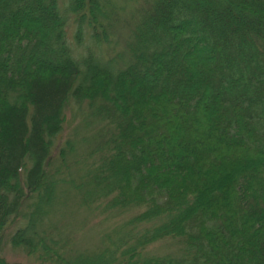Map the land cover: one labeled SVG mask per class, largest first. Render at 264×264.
I'll use <instances>...</instances> for the list:
<instances>
[{
    "label": "trees",
    "instance_id": "16d2710c",
    "mask_svg": "<svg viewBox=\"0 0 264 264\" xmlns=\"http://www.w3.org/2000/svg\"><path fill=\"white\" fill-rule=\"evenodd\" d=\"M143 1L106 59L112 0H0V264H264V0ZM72 191L91 253L44 230Z\"/></svg>",
    "mask_w": 264,
    "mask_h": 264
},
{
    "label": "rangeland",
    "instance_id": "374dc122",
    "mask_svg": "<svg viewBox=\"0 0 264 264\" xmlns=\"http://www.w3.org/2000/svg\"><path fill=\"white\" fill-rule=\"evenodd\" d=\"M63 1V0H61ZM113 1V11L115 12V18L113 20V26L110 29V38L109 40L103 45L104 48H108L109 50H105L103 52V56L106 59H109L110 56L114 57L116 55H113L111 51V47L113 48V51L116 54H125V47H126V41L128 40L129 36V30L132 25V19L131 16L136 13V10L144 4L143 0H112ZM70 19V18H69ZM131 21V25L129 27V22ZM78 26L77 21H75L71 27L70 36L71 39L73 37V33L76 30ZM70 31V30H69ZM108 55V56H106ZM83 104L81 107H78L76 104H71L67 111V118L68 122L66 123V129L64 133H62L60 139L55 141L56 148H54V151L56 153L58 152L59 147L65 148V140L68 139V137H72L74 140L73 143H75L76 149H78L80 152L83 150L86 142V139L91 137L90 132L92 128H94L96 125L89 124L90 127L88 128H81L82 120H84L86 117L85 114H81L80 110L82 112ZM85 117V118H84ZM76 129V133L74 132V129ZM78 129H80V132L77 133ZM66 137V139H65ZM69 145V144H68ZM85 151H88L87 148ZM60 152V151H59ZM58 160V159H57ZM68 163V161H67ZM72 170V166H71ZM72 197H75V193L72 191V193L63 192L60 195V198L58 200V203L55 208V213L49 214V218L46 219V227L44 228L45 231L48 232V234L55 233L56 230H59V233L62 235L73 232L75 233V237H71V247L74 251H76V247L80 248V251H86L90 252L92 250H96L101 245L102 235L105 232V225L101 226L100 223L102 220L98 219L96 222L91 221L90 223L85 224L82 223L84 220V217L86 216L84 211L77 210L78 205L76 203V197L75 199H72ZM106 222V221H102ZM40 229V228H39ZM109 234V232H106ZM99 235L101 237H99ZM110 236V235H109ZM77 245V246H76ZM159 248V246L157 247ZM156 248V249H157ZM16 252V253H15ZM2 254L5 256L6 260L11 263H20V264H33L30 259H28L23 253L14 251L11 249V247L6 246L2 249Z\"/></svg>",
    "mask_w": 264,
    "mask_h": 264
}]
</instances>
